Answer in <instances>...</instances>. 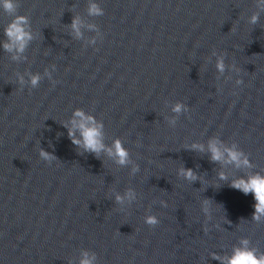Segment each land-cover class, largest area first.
Masks as SVG:
<instances>
[{
  "label": "water",
  "instance_id": "water-1",
  "mask_svg": "<svg viewBox=\"0 0 264 264\" xmlns=\"http://www.w3.org/2000/svg\"><path fill=\"white\" fill-rule=\"evenodd\" d=\"M92 2L102 16L88 14ZM17 3L33 39L13 60L3 47L13 17L0 7V264H79L84 251L96 264H219L212 254H231L245 237L264 251L253 195L218 180L264 172V0ZM177 102L189 110L173 113ZM77 108L103 123L106 145L124 143L128 166L72 143L63 125ZM214 138L236 144L253 167L212 163ZM181 167L200 179L185 180ZM129 189L136 198L117 203ZM148 215L159 224L147 225Z\"/></svg>",
  "mask_w": 264,
  "mask_h": 264
},
{
  "label": "clouds",
  "instance_id": "clouds-1",
  "mask_svg": "<svg viewBox=\"0 0 264 264\" xmlns=\"http://www.w3.org/2000/svg\"><path fill=\"white\" fill-rule=\"evenodd\" d=\"M0 7L3 8L5 13L13 17L4 30L7 42L4 43L3 47L7 52L16 53L12 59L18 60L20 54L25 51L33 39L29 17L17 14V0H0ZM88 14L95 17L102 16L104 10L98 3L92 2L89 4ZM258 19L259 17L257 15H253L250 22L256 24ZM82 26V21L78 17H73L71 28L76 38L82 37ZM89 27L94 29L96 26L89 25ZM94 42L92 41V43ZM216 67L217 71L224 72L225 66L222 58L218 59ZM40 81L41 76L38 73L30 76L29 82L32 88L38 87ZM19 83L21 85L25 83L23 76L19 77ZM236 83L242 84L243 81L237 80ZM188 110V107L182 102H177L172 107V112L177 115ZM170 123L175 124V120H171ZM70 125L64 124L63 126L68 129V137L77 148H82L84 152L92 153L97 158L100 157L101 153H106L108 157L112 158L121 167L128 166L131 163L130 152L119 138L115 139L110 146L105 144L103 123L97 121L93 115L86 114L82 109L77 108L73 112ZM190 150L204 152L205 146L203 144L193 143L190 146ZM207 152L212 163L231 165L238 170L251 169L253 167L248 154L242 151L236 144L226 146L218 139H210L207 145ZM39 156L42 160L49 163L57 160L54 154L43 149H40ZM138 170V166L132 168L133 173ZM179 175L190 183L200 179L191 168L181 167L179 169ZM218 180L228 182L231 188L239 190L245 195L252 194L255 203L253 205L254 212L252 213L251 219L256 223L264 222V172H246L244 175L234 177L230 181L224 172H220L218 173ZM217 186L219 187L220 185L217 184ZM135 198V192L129 189L123 196L116 195L115 200L117 203L123 204L125 199L131 202ZM160 203L162 206L167 207L165 201H161ZM201 210L208 220L212 219L213 209L210 204V199L201 201ZM144 222L154 227L160 221L157 216L148 215L145 217ZM215 227L219 228L220 225L217 224ZM207 231H209L208 228L205 229V232ZM212 259L219 261V264H264V251H260L259 248L253 246L252 241L245 237L241 238L239 243L233 246L231 254L221 256L213 253ZM79 264H96V255L94 253L90 254L87 251L82 252Z\"/></svg>",
  "mask_w": 264,
  "mask_h": 264
}]
</instances>
